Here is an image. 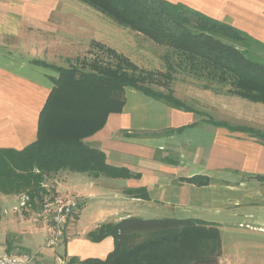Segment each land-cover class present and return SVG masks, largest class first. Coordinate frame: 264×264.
Here are the masks:
<instances>
[{"label": "crops", "instance_id": "obj_1", "mask_svg": "<svg viewBox=\"0 0 264 264\" xmlns=\"http://www.w3.org/2000/svg\"><path fill=\"white\" fill-rule=\"evenodd\" d=\"M167 1L227 23L264 46V0ZM71 2L0 0V149L20 150L37 139L42 109L54 87L53 77L59 74L35 59L48 63L56 57L67 59L86 47L59 45L60 37L69 40L72 30L70 14L63 11ZM71 15L76 19V13ZM198 89L204 97L214 93L205 86ZM124 98L122 110L111 112L105 125L84 140L102 150L108 164L127 168L131 174L113 177L59 171L53 178L55 192L79 198L63 242L46 245L48 227L32 208L12 220L4 215L7 224L14 227L20 222L22 227L3 230L0 255H18L26 259L25 264L104 259L115 248L114 237L93 240L89 235L101 225L128 217H175L219 229L220 264H264V240L257 238H264V140L219 124L264 131L260 111L244 106L230 113L222 98H216L212 106L187 104L191 107L187 110L131 86L125 88ZM13 201L20 202L21 197L0 192L1 204Z\"/></svg>", "mask_w": 264, "mask_h": 264}, {"label": "trees", "instance_id": "obj_2", "mask_svg": "<svg viewBox=\"0 0 264 264\" xmlns=\"http://www.w3.org/2000/svg\"><path fill=\"white\" fill-rule=\"evenodd\" d=\"M82 1L122 26L142 32L157 43L175 47L191 61L192 72H201V77L229 85V93L264 103V62L250 58L244 50L224 39L237 34L253 40L235 27L167 0ZM182 12L184 18L185 15L196 17V26L178 18ZM117 58L115 68L98 62L90 70L57 67L59 75L53 77L54 87L42 109L37 139L20 150L0 149V192L23 191L41 201L46 193L41 185L45 175L63 169L113 177L130 175L127 168L108 164L105 153L84 140L105 125L111 112L122 110L127 86L171 106L191 109L175 95L146 86L149 72L140 70L119 53ZM205 87L212 86L207 83ZM219 124L264 139V132L258 129ZM89 235L93 240L113 236L115 248L104 259L87 258L78 261L79 264H220L219 229L196 219L128 217L103 224Z\"/></svg>", "mask_w": 264, "mask_h": 264}, {"label": "rangeland", "instance_id": "obj_3", "mask_svg": "<svg viewBox=\"0 0 264 264\" xmlns=\"http://www.w3.org/2000/svg\"><path fill=\"white\" fill-rule=\"evenodd\" d=\"M71 1L72 2L69 5H67L68 1L66 2L67 4L64 5L63 11L67 12L68 15L70 14L68 19V28L72 30L69 31V40L64 36L60 37L62 40L59 42V45L62 44L63 49L86 47L82 52L74 55L71 54L72 56L67 59L56 57V59H52L50 61L52 63H48L46 59L38 60L40 61V65H44L56 73H59L57 67L74 66L90 70L94 65L93 63L95 62L115 68L119 61L117 58V54L119 53V55L123 58L131 60L136 66H138L140 70L142 69L149 72V74H145V84L155 91H159L163 94H173L175 96L179 95L178 97L181 96L184 103L194 106H199L200 104H203V106L204 104L212 106L217 102L214 101L217 100L216 98H222L225 100V104H227V109L230 111V113L232 111H236L237 107H241V109H243L245 106L248 110H259L260 116H264L263 102H255L239 95L235 96L236 94L228 92L230 87L229 85L212 81L209 77H201L199 76L201 72H192L190 67L191 61L186 56L179 53L175 47L168 44L157 43L142 32L120 25L106 14H103L82 0ZM67 6L69 7L68 11ZM73 13H76V19L71 15ZM182 13L183 14L177 15L178 18L182 19L183 22L189 23L191 26H196V17L189 15L188 18L185 15L184 18V12ZM80 15H85L84 20L79 19ZM92 15L94 16L92 17ZM78 19L80 20L78 21L79 24L77 22ZM85 22H89L92 27L88 24L85 25ZM61 34H64V30L61 31ZM233 35L234 36L232 37H225L224 39L233 43L239 49L244 50L246 55L250 58L264 62V46L257 44L254 40L239 37L237 34ZM71 41H73L74 44H71ZM124 64L125 62H123V65ZM125 67H127L126 64ZM169 67H171V69H169ZM127 68L129 71H132L130 67ZM169 73L170 77H167ZM207 83L211 84V89L214 91V93L204 97L199 93L200 89H198V86H205ZM238 113L241 114L243 111H239ZM242 132H247L249 134L251 133L249 131ZM251 134L254 135L253 133ZM254 136L264 140L259 136ZM57 175L58 173H53L49 176L45 175L44 180L41 183V185L46 190L44 198L61 194L56 193L53 186V184L56 182L53 178ZM16 194L19 198L23 196L24 192L22 191ZM29 201L32 202V207L34 210L41 202L38 198L34 199L32 197H30ZM14 202L15 201L2 203L4 205L0 203V211L3 213V219H0V238L3 235V230H8L9 228L13 227L12 224H9L10 222L7 224L4 221V215L10 216V220H12L14 216H17V214L23 215L22 210H14L13 205H19V202ZM34 210H32V212L35 214ZM24 212L26 213L27 211ZM14 224L15 225L13 228L15 230H19V227L21 229L22 226L20 222H16ZM257 238L258 240L261 239V241L264 240L262 237ZM228 241L229 239L226 238L227 243ZM247 248L248 254L251 256L253 253L252 245H248ZM263 250L264 249L262 247L261 253ZM251 258L252 257H249V259Z\"/></svg>", "mask_w": 264, "mask_h": 264}, {"label": "built area", "instance_id": "obj_4", "mask_svg": "<svg viewBox=\"0 0 264 264\" xmlns=\"http://www.w3.org/2000/svg\"><path fill=\"white\" fill-rule=\"evenodd\" d=\"M26 194L21 196L19 205L14 207L15 211H29L33 204ZM79 206V198L76 195L56 194L44 198L35 209L36 217L48 227L46 245L56 247L64 240L66 229L73 221L76 209ZM26 259L15 254L0 255V264H25Z\"/></svg>", "mask_w": 264, "mask_h": 264}]
</instances>
